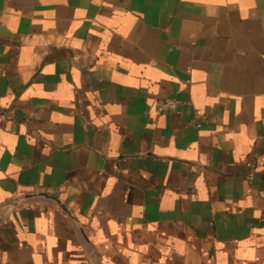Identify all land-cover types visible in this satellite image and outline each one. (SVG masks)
Returning <instances> with one entry per match:
<instances>
[{"label": "crops", "instance_id": "1", "mask_svg": "<svg viewBox=\"0 0 264 264\" xmlns=\"http://www.w3.org/2000/svg\"><path fill=\"white\" fill-rule=\"evenodd\" d=\"M0 264H264V0H0Z\"/></svg>", "mask_w": 264, "mask_h": 264}, {"label": "built area", "instance_id": "2", "mask_svg": "<svg viewBox=\"0 0 264 264\" xmlns=\"http://www.w3.org/2000/svg\"><path fill=\"white\" fill-rule=\"evenodd\" d=\"M178 107V102L169 100V99H161L156 103L155 110L158 113H165L174 111Z\"/></svg>", "mask_w": 264, "mask_h": 264}, {"label": "water", "instance_id": "3", "mask_svg": "<svg viewBox=\"0 0 264 264\" xmlns=\"http://www.w3.org/2000/svg\"><path fill=\"white\" fill-rule=\"evenodd\" d=\"M37 195H38V196L51 197V196H49V195H47V194H45V193H38ZM37 195H32V196H37ZM29 196H30V195H29ZM51 198H54L56 201H58L55 197H51Z\"/></svg>", "mask_w": 264, "mask_h": 264}]
</instances>
